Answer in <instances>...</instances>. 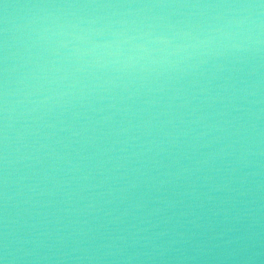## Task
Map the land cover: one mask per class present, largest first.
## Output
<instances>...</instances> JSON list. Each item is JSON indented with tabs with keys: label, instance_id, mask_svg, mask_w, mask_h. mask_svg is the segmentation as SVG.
Listing matches in <instances>:
<instances>
[{
	"label": "water",
	"instance_id": "obj_1",
	"mask_svg": "<svg viewBox=\"0 0 264 264\" xmlns=\"http://www.w3.org/2000/svg\"><path fill=\"white\" fill-rule=\"evenodd\" d=\"M0 264H264V0H0Z\"/></svg>",
	"mask_w": 264,
	"mask_h": 264
}]
</instances>
